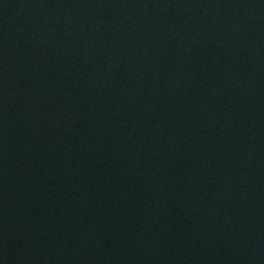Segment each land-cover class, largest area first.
Instances as JSON below:
<instances>
[{
    "label": "water",
    "instance_id": "obj_1",
    "mask_svg": "<svg viewBox=\"0 0 264 264\" xmlns=\"http://www.w3.org/2000/svg\"><path fill=\"white\" fill-rule=\"evenodd\" d=\"M0 264H264V0H0Z\"/></svg>",
    "mask_w": 264,
    "mask_h": 264
}]
</instances>
